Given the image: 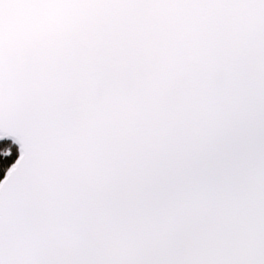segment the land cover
<instances>
[{
    "label": "snow or ice",
    "instance_id": "1",
    "mask_svg": "<svg viewBox=\"0 0 264 264\" xmlns=\"http://www.w3.org/2000/svg\"><path fill=\"white\" fill-rule=\"evenodd\" d=\"M0 264H264V0H0Z\"/></svg>",
    "mask_w": 264,
    "mask_h": 264
}]
</instances>
